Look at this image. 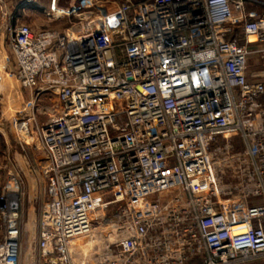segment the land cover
I'll return each mask as SVG.
<instances>
[{"label":"built area","instance_id":"2783aa9c","mask_svg":"<svg viewBox=\"0 0 264 264\" xmlns=\"http://www.w3.org/2000/svg\"><path fill=\"white\" fill-rule=\"evenodd\" d=\"M112 4L66 11L65 34L9 31L17 86L60 106L35 129L49 162L40 264L263 259L264 83L247 60L264 13L245 15L243 0ZM10 189L0 264L19 257Z\"/></svg>","mask_w":264,"mask_h":264},{"label":"crops","instance_id":"0c3cea01","mask_svg":"<svg viewBox=\"0 0 264 264\" xmlns=\"http://www.w3.org/2000/svg\"><path fill=\"white\" fill-rule=\"evenodd\" d=\"M112 1L114 0H55V9H51L52 0H36L34 6H24L23 0H0L3 14L0 23V194L6 184L11 186L8 194L11 214L17 218L19 230H24L21 237L28 239L29 247L25 256L21 257L20 250L18 252V264H40L38 228L47 202L45 172L49 162L35 129L45 122L46 114H49L47 112L51 108L58 109L60 106L54 97L42 96L35 101L31 93L17 86L11 75L14 66L8 45L9 31L18 25H25L32 30L48 28L65 34L77 21L72 15L66 16V11L82 8L79 18H83L88 11L87 7L95 2L106 3L109 10H113ZM124 1L139 4L145 0ZM243 9L247 16H260L264 13V0H243ZM55 11H60V16H55ZM235 37L241 45L244 44L240 30H236ZM263 48L249 46L251 54L247 60V73L251 81L264 83ZM3 105L8 118H4L1 111ZM23 130L27 138L22 136ZM249 264H264V258Z\"/></svg>","mask_w":264,"mask_h":264},{"label":"rangeland","instance_id":"374dc122","mask_svg":"<svg viewBox=\"0 0 264 264\" xmlns=\"http://www.w3.org/2000/svg\"><path fill=\"white\" fill-rule=\"evenodd\" d=\"M117 4L123 2V0H114ZM40 29H44V28H40ZM5 43V42H4ZM2 113L4 114V118H8V113H6V109H5V105H3V108L1 109ZM18 116V115H17ZM21 134V132H20ZM232 214H236V212H232ZM23 222H21V227H23ZM20 227V224H18V228ZM24 230H22V228L19 230V236H18V250H20L21 252V257L25 256V251H27L28 246V239L27 238H22L21 234L24 235L23 233ZM254 262V261H253ZM251 263V262H250Z\"/></svg>","mask_w":264,"mask_h":264},{"label":"bare ground","instance_id":"6f19581e","mask_svg":"<svg viewBox=\"0 0 264 264\" xmlns=\"http://www.w3.org/2000/svg\"><path fill=\"white\" fill-rule=\"evenodd\" d=\"M58 13H59V14H58ZM55 14H56L55 16H60L61 12H60V11H57V12L55 11ZM57 18H58V17H57ZM19 127H20V126H19ZM19 127H18V128H19ZM22 127H23V126H22ZM23 129H24V128H23ZM25 129H26V128H25ZM20 130H21V129H20ZM22 136H23V137H26V133H25L24 130L22 131ZM32 137H33V136H32ZM26 138H27V137H26Z\"/></svg>","mask_w":264,"mask_h":264}]
</instances>
